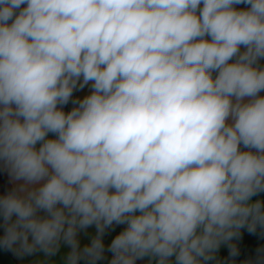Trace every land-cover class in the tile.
Listing matches in <instances>:
<instances>
[{
  "label": "clouds",
  "instance_id": "obj_1",
  "mask_svg": "<svg viewBox=\"0 0 264 264\" xmlns=\"http://www.w3.org/2000/svg\"><path fill=\"white\" fill-rule=\"evenodd\" d=\"M261 59L264 0H0V247L206 264L264 227Z\"/></svg>",
  "mask_w": 264,
  "mask_h": 264
},
{
  "label": "crops",
  "instance_id": "obj_2",
  "mask_svg": "<svg viewBox=\"0 0 264 264\" xmlns=\"http://www.w3.org/2000/svg\"><path fill=\"white\" fill-rule=\"evenodd\" d=\"M26 5H22L24 7ZM238 9H245L249 7L246 4L236 5ZM19 11V10H17ZM243 50V49H242ZM261 67H264V59L259 61ZM91 85H85L74 90L73 96L69 102L63 106L65 112H69L77 105L73 103L74 100H82L86 95L90 94ZM260 95L264 96V92ZM52 134H50L51 136ZM20 182H13L7 168L3 162L0 161V196H4L12 191ZM257 200L252 197V202ZM123 225L114 226L104 236V243L110 245L111 240L123 230ZM96 229L94 226L79 234L81 247L90 243L91 238L95 235ZM4 235L3 220L0 218V237ZM230 245H235L238 250L237 256L230 255ZM70 251L67 245H61L59 251L51 257L46 256L43 252H37L31 255L19 256L14 251L0 247V264H65V258ZM112 253L106 250L105 257L98 264H110ZM264 260V227L257 225L254 232L248 231L247 226L239 230V234L231 240L221 243L219 249L216 251L214 259L206 262V264H258L259 261ZM83 264V262H81ZM136 264H156L155 260L147 257L138 259Z\"/></svg>",
  "mask_w": 264,
  "mask_h": 264
},
{
  "label": "trees",
  "instance_id": "obj_3",
  "mask_svg": "<svg viewBox=\"0 0 264 264\" xmlns=\"http://www.w3.org/2000/svg\"><path fill=\"white\" fill-rule=\"evenodd\" d=\"M253 198L256 200H260V199L264 198V193L260 192L257 195H255Z\"/></svg>",
  "mask_w": 264,
  "mask_h": 264
},
{
  "label": "rangeland",
  "instance_id": "obj_4",
  "mask_svg": "<svg viewBox=\"0 0 264 264\" xmlns=\"http://www.w3.org/2000/svg\"><path fill=\"white\" fill-rule=\"evenodd\" d=\"M259 201H261L262 203H264V198L260 199Z\"/></svg>",
  "mask_w": 264,
  "mask_h": 264
},
{
  "label": "water",
  "instance_id": "obj_5",
  "mask_svg": "<svg viewBox=\"0 0 264 264\" xmlns=\"http://www.w3.org/2000/svg\"><path fill=\"white\" fill-rule=\"evenodd\" d=\"M264 193V192H263Z\"/></svg>",
  "mask_w": 264,
  "mask_h": 264
}]
</instances>
